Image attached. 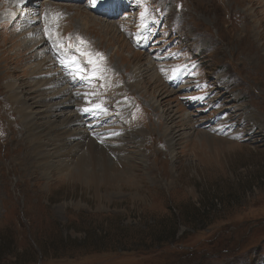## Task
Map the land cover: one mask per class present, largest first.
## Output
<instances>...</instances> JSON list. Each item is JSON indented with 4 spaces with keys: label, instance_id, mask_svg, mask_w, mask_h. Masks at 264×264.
Wrapping results in <instances>:
<instances>
[{
    "label": "rangeland",
    "instance_id": "1",
    "mask_svg": "<svg viewBox=\"0 0 264 264\" xmlns=\"http://www.w3.org/2000/svg\"><path fill=\"white\" fill-rule=\"evenodd\" d=\"M32 1L0 0V264H264V39L244 23L263 1ZM40 62L50 94L78 97L64 114L84 116L79 133L131 156L120 139L144 132L126 182L36 179L17 163L5 83L29 81ZM89 102L105 110L83 112ZM166 122L187 134L173 150Z\"/></svg>",
    "mask_w": 264,
    "mask_h": 264
},
{
    "label": "bare ground",
    "instance_id": "2",
    "mask_svg": "<svg viewBox=\"0 0 264 264\" xmlns=\"http://www.w3.org/2000/svg\"><path fill=\"white\" fill-rule=\"evenodd\" d=\"M261 1L264 3V0ZM261 11L263 13L259 15L258 12L251 10L244 17V23L248 22L247 18H249V22L254 23V27L251 29L254 40L264 39V8ZM253 14L258 16V19H255ZM37 65H39L36 68L38 70L37 72L36 70L31 72L33 76L29 81H25L22 78L23 81L21 83L15 79H9L5 83V88L7 89L5 99L9 102V111L15 115V122L20 125L19 134L15 132V141H13L15 146H19L17 147L19 151L16 156V159H18V161L16 160L17 163L23 165L24 170L30 176L36 177V179L38 174L48 177L54 171L60 174L67 171V174H63L64 176L77 177L87 183L90 182L96 189L100 184L115 186L124 180L126 182L129 176H133L136 164L139 161H143L145 157L143 151L140 150L144 132L140 129H135L126 132L124 137L120 139L122 142L127 141L131 143L136 148L134 153H129L131 156L120 154L125 151V148L118 145L120 144L118 141L116 144L118 146H114L115 144L109 140L99 141L96 138L94 140L90 137L88 138V133H79L76 127L83 122L81 119H84V116L76 114L70 117V113L64 114L69 106L78 107V97L76 99L73 93L67 90L62 91L61 89H55L50 94L48 90L49 86L46 87V84L52 79L48 77L49 75H46V72L43 73V64L41 62L37 63ZM148 66L149 70H151L152 66L150 63H148ZM149 70H147L145 75L148 74ZM132 72L134 77H136L137 85L142 80L141 70L136 68ZM58 75L60 74L58 73ZM58 80L60 81L59 78ZM53 101H55L54 104ZM83 103H86V101ZM89 104L91 105V103ZM170 116L172 117L169 119V123L174 118V115L170 114ZM250 116L255 117L256 115L253 113ZM205 134L204 132L202 133L203 136L210 138ZM163 135L169 148L173 150L174 145L179 142V139L187 134H184L178 127H174L166 122ZM75 139L77 140L74 141ZM222 140L225 141L224 139ZM24 143L25 145L22 146ZM123 177L126 178L122 179ZM36 182L38 181L36 180Z\"/></svg>",
    "mask_w": 264,
    "mask_h": 264
},
{
    "label": "snow or ice",
    "instance_id": "3",
    "mask_svg": "<svg viewBox=\"0 0 264 264\" xmlns=\"http://www.w3.org/2000/svg\"><path fill=\"white\" fill-rule=\"evenodd\" d=\"M91 3L93 4V6L96 4V0H91ZM140 16H141V19L143 20V18L146 16V12H141L140 13ZM49 39H51V37H49ZM78 39L80 40V43L81 44H84L86 43L82 38H79ZM84 55H88V63L93 65V68H92V72H91V75L92 76H97L98 74V71H100L99 69V65L97 63V61L89 54L87 53H82ZM97 57H99L100 60H103V55L100 54V53H96L95 54ZM67 63H69L75 70L74 72V75L75 76H79L81 79H87L88 76L87 75H84V73H86V68L81 66V64L77 61V59L75 57H72L69 61H67ZM200 99H202V97H200ZM91 103V102H89ZM104 111V107L102 104H92L91 107H84L82 109L83 112H92V111Z\"/></svg>",
    "mask_w": 264,
    "mask_h": 264
},
{
    "label": "trees",
    "instance_id": "4",
    "mask_svg": "<svg viewBox=\"0 0 264 264\" xmlns=\"http://www.w3.org/2000/svg\"><path fill=\"white\" fill-rule=\"evenodd\" d=\"M165 239L167 240V238H158L157 242H159V241L164 242Z\"/></svg>",
    "mask_w": 264,
    "mask_h": 264
}]
</instances>
